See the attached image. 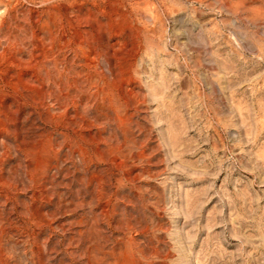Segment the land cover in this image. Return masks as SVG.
Returning a JSON list of instances; mask_svg holds the SVG:
<instances>
[{
    "label": "rangeland",
    "instance_id": "1",
    "mask_svg": "<svg viewBox=\"0 0 264 264\" xmlns=\"http://www.w3.org/2000/svg\"><path fill=\"white\" fill-rule=\"evenodd\" d=\"M0 264H264V0H0Z\"/></svg>",
    "mask_w": 264,
    "mask_h": 264
}]
</instances>
